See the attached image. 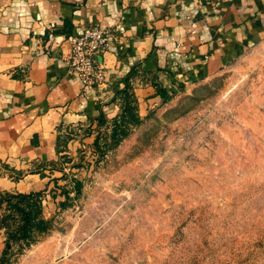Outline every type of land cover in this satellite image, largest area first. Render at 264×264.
<instances>
[{
	"label": "rangeland",
	"instance_id": "1",
	"mask_svg": "<svg viewBox=\"0 0 264 264\" xmlns=\"http://www.w3.org/2000/svg\"><path fill=\"white\" fill-rule=\"evenodd\" d=\"M109 134L52 166L48 230L12 264H264V35Z\"/></svg>",
	"mask_w": 264,
	"mask_h": 264
},
{
	"label": "crops",
	"instance_id": "2",
	"mask_svg": "<svg viewBox=\"0 0 264 264\" xmlns=\"http://www.w3.org/2000/svg\"><path fill=\"white\" fill-rule=\"evenodd\" d=\"M89 27L112 34L102 86L65 61ZM261 35L264 0H0V191L46 194L52 166L110 133L130 73L142 118L163 101L158 88L169 98L208 79Z\"/></svg>",
	"mask_w": 264,
	"mask_h": 264
},
{
	"label": "trees",
	"instance_id": "3",
	"mask_svg": "<svg viewBox=\"0 0 264 264\" xmlns=\"http://www.w3.org/2000/svg\"><path fill=\"white\" fill-rule=\"evenodd\" d=\"M131 73L123 80L124 88L118 92L121 96V110L117 118L112 121L109 134V146L118 145L130 132L131 128L141 122L136 109V99L132 92ZM163 97L164 90L158 88ZM98 125H103L105 119L100 114L97 118ZM100 137L94 141L95 149H101ZM107 148V146H104ZM103 153V152H102ZM64 175V174H63ZM81 183L73 181L75 195L80 192ZM44 192L39 191H0V235L3 238V247L0 252V264H12L24 250L30 247L39 235L47 232L48 220L43 210ZM69 197V191L64 192ZM63 207V202H59Z\"/></svg>",
	"mask_w": 264,
	"mask_h": 264
},
{
	"label": "built area",
	"instance_id": "4",
	"mask_svg": "<svg viewBox=\"0 0 264 264\" xmlns=\"http://www.w3.org/2000/svg\"><path fill=\"white\" fill-rule=\"evenodd\" d=\"M111 35L108 29L89 27L69 38L70 54L65 60L67 70L77 74L84 86L105 84L104 67L98 56L108 48ZM48 39L56 40L51 33Z\"/></svg>",
	"mask_w": 264,
	"mask_h": 264
}]
</instances>
